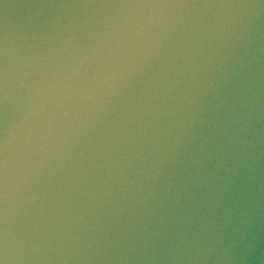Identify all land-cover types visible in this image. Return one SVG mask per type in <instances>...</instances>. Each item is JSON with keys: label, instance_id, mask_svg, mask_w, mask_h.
<instances>
[{"label": "clouds", "instance_id": "clouds-1", "mask_svg": "<svg viewBox=\"0 0 264 264\" xmlns=\"http://www.w3.org/2000/svg\"><path fill=\"white\" fill-rule=\"evenodd\" d=\"M0 264H264V0H0Z\"/></svg>", "mask_w": 264, "mask_h": 264}]
</instances>
